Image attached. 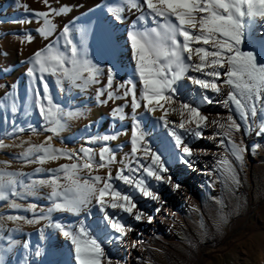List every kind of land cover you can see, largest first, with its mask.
<instances>
[{"label": "snow or ice", "instance_id": "6c2138e0", "mask_svg": "<svg viewBox=\"0 0 264 264\" xmlns=\"http://www.w3.org/2000/svg\"><path fill=\"white\" fill-rule=\"evenodd\" d=\"M41 2L44 10L30 9L27 3L15 0L18 7L33 13V18L18 23L35 21L38 24L35 31L42 38L49 40L55 36L54 41L31 54L27 60L30 66L26 69L32 92L29 106L38 109L45 122L43 131L51 135H46L40 143H33L29 138L8 145L0 139V149H23L14 158L22 161L24 166L37 165L32 173H26L22 168L10 170L12 160L0 161V201L8 202L11 209H21L25 205L18 203L16 198L36 197L40 189L48 188L50 204L43 209L36 203L28 204L26 210L33 213L31 218L0 216V240L7 239L10 249L14 243L11 233L19 232L21 224H42L41 238L45 237L46 228L57 230L70 243L75 264H120L112 260L105 245L126 237L133 228L123 216L110 215L108 209L127 213L136 221L151 223L153 217L137 207L133 194L138 192L143 197L160 201L161 197L149 185V179L174 189L181 187L169 175L163 154L149 143L147 116L154 117L167 130L174 147L179 149V159L189 166L193 157L207 154L194 149L190 138H205V129H216L207 139L219 138V145L226 148L216 167L226 181L240 183L236 162L243 164L249 148L242 137L236 138L242 129L237 120L243 121L246 130L255 128L256 135H264V0H122L120 4L105 6L115 21H124L126 10L130 15L139 13L129 22L126 32L134 62L129 78L117 82L113 65L106 69V83L95 89V99L101 105L123 101L112 108L110 115L113 118L123 121L127 118L125 108L131 109V152L120 160H117L116 150L107 143L116 140L120 133L90 138L89 143L104 142L98 160L91 147L82 145L79 149H70L53 145V139L60 137L68 121L80 119L86 113L82 108L68 109L54 100L48 77L54 78L60 93L72 89L85 92L101 83L105 69L88 56L87 29L77 27L71 21L58 28L56 18L70 13L72 7L60 4L59 0H56L58 6H53L51 0ZM150 22L152 26H148ZM17 39L25 44L33 42L35 37L26 31ZM185 81L190 82L191 88ZM9 96H12L11 105H7L6 99H0V108L10 107L11 112L16 113L19 109L15 96L4 93L5 98ZM204 103L219 104L228 113L205 114L201 110ZM157 111L161 112L159 116H156ZM170 115L178 116L179 122L169 119ZM12 123L14 125L15 121ZM24 130L14 128L13 135ZM28 130L34 135L40 132L31 124ZM61 158L71 163L44 167ZM141 160L149 162L145 165ZM133 161L137 165L135 168ZM116 163L121 167L113 175L112 166ZM105 168L108 169L105 175L98 174ZM85 171L86 175L82 176ZM40 173L49 175L33 178ZM117 180L130 186L132 193L118 187ZM94 206H99L105 227L110 231L98 233L85 224L84 219L64 223L53 216L58 213L87 217L92 215ZM4 221L14 225L8 229L7 237L3 231L6 228ZM132 246L136 247V242ZM23 247L28 249L29 244L25 242ZM41 254L39 248L34 252L37 257ZM0 264H4L2 254ZM24 264H29L27 259Z\"/></svg>", "mask_w": 264, "mask_h": 264}, {"label": "rangeland", "instance_id": "374dc122", "mask_svg": "<svg viewBox=\"0 0 264 264\" xmlns=\"http://www.w3.org/2000/svg\"><path fill=\"white\" fill-rule=\"evenodd\" d=\"M8 1L0 0V99H6L7 105H11L12 96L5 98L4 93H12L16 98V105L19 111L12 113L10 107L0 108V139L8 145L19 144L21 140H28L29 138H31L33 143H40L46 135H51V133L43 131L45 122L39 115L38 109H35L34 106H29L32 101V92H28L24 84L23 87H19V78L14 74L20 62L26 71L27 67L30 66L27 60L31 54L35 50L44 47L50 41H54L55 36L50 37L49 40L42 38L35 31L38 27L35 21L30 24L18 23L17 21L22 19L33 18V13L25 12L23 8L18 7L15 0H10V3ZM51 2L53 6H58L56 0H51ZM22 3H27L30 9L44 10L41 0H22ZM59 3L67 4L73 10L80 5L75 4V2L69 3L66 0H59ZM65 16L67 14L56 18L55 22L58 28L68 24L69 21L72 22L76 18L73 17L70 20L73 15H69L66 20H63ZM26 31L31 32L35 39L31 43L21 44L17 37L22 36ZM13 42H18L17 51L20 53L25 51V49L30 48L31 50L29 49L30 51L21 60L16 61L14 56V58L11 57L12 54L9 53L6 47L12 45ZM89 44L92 43L88 42L89 58L105 69L107 67L106 64L94 60L91 56L94 49ZM60 45H63L62 39ZM4 53H7V55H4ZM8 57L11 61L8 60ZM100 80V84L93 85L85 92H81L79 89H72L71 92L60 93L54 83V78L48 77L54 100L68 109L82 108L86 113L80 119L68 121V126L60 137L53 139L52 143L54 146L79 149L82 145H85L95 150L98 160L99 149L104 146V142L89 143L90 138L120 133L116 140L108 141V145L116 150V156L123 151H126L125 154L131 152L130 139L128 140L131 134V122L129 121H131L132 113L130 107L125 108L127 118L123 122L120 123L119 120L109 121L104 130H98L95 121L91 118V112L94 108L102 106L95 99V89L106 83V69ZM209 94L214 95L212 93ZM110 103L111 101L107 105L111 110L122 104L120 100L115 101L116 106ZM208 105L210 104L204 103L201 108L205 109ZM233 114L236 115L235 113ZM13 121H15L14 125ZM237 122L241 123L242 129L236 135V138L240 139L242 137L249 148L243 164L236 162L240 183L234 184L226 181L221 171L217 168L220 178H214L211 181L209 192L207 193L202 188L199 191L200 202H193L183 208L180 206L185 215L176 213L174 216L175 220L165 230L166 236L163 238V246H152L150 251L142 256V261L138 262V264H264V135H256L255 128L250 131L246 130L243 121L239 119ZM29 124L40 129L39 134L34 135L29 131ZM14 128H24L25 130L16 132L13 135ZM255 145H259V147L257 148ZM173 148H175L174 145ZM22 150V148L18 147L0 149V161L12 160L10 170L22 168L24 172L32 173V170L37 165L24 166L22 161L14 158V155ZM179 161L181 160L179 159ZM62 163H71V161L61 158L57 161L46 163L44 167L55 168ZM117 164L112 166L113 175H115ZM134 166L135 161L132 162V167ZM107 171V168L100 169L98 174L105 175ZM125 174L128 173L125 172ZM47 175L49 174H35L33 178H45ZM83 175H86V171L82 173ZM155 183V180L149 179V185L152 188ZM115 184L119 185V180L115 181ZM125 189L132 193L130 187ZM49 191L50 189L43 188L39 190V195L36 197L16 198L18 203L25 205L21 209H11L7 206L8 202L0 201V216L25 215L31 218L33 213L26 210V206L36 203L39 209L46 208L50 204L47 199ZM133 198L134 200H139L141 195L138 192L134 193ZM108 212L110 215L116 213L119 216H123L124 220L130 223L131 217L127 213H120L110 208ZM53 216L64 223H76L78 219H84L85 224L90 225L98 233L110 231L105 227L103 213L99 210V206H94L92 215L87 217L77 218L69 214L58 213H54ZM221 217L224 219H221ZM248 219L249 222L247 224L235 227V224L239 223L240 220ZM4 223L6 228L3 231L7 237L9 234L8 229L14 227V225L10 221H4ZM41 227L42 224H21L19 232L11 233L14 243L10 249L8 248L7 239L0 240V246H2L0 247V254L3 255L4 264H24L25 259H27L29 264H75L71 254L70 243L57 230L51 228L45 229V237L42 239L39 232ZM124 239L125 237L118 241L112 240L106 243L105 251L114 262L119 261L120 264H131L129 261L130 257L127 254H123L121 250V243ZM25 242L29 244L28 249L23 247ZM37 248L42 253L39 257L34 255Z\"/></svg>", "mask_w": 264, "mask_h": 264}, {"label": "bare ground", "instance_id": "6f19581e", "mask_svg": "<svg viewBox=\"0 0 264 264\" xmlns=\"http://www.w3.org/2000/svg\"><path fill=\"white\" fill-rule=\"evenodd\" d=\"M66 1L69 3L75 2L77 5L80 4L79 7L75 8L70 13H67V16H65L63 20H66L69 15H73L70 20L73 17L76 18L72 21V24L88 30V42L92 43L89 45L93 46L94 50L91 56L94 60L106 64L107 67L115 65L114 71L117 72V82L128 79L132 72L134 62L131 59V51L127 41L126 32L129 22L132 19H135L139 13L134 12L130 15L126 10L124 14L126 19L121 22L115 21L112 14L107 11L105 6L120 4L122 3V0ZM8 3H10V0ZM148 26H152L151 22ZM17 44L18 42H13L12 45L6 46L9 53L12 54L11 57L14 56L15 58H13L16 61L19 59L21 60V58L31 50L30 48V50L25 49V51H23L24 53L22 51L20 53L17 51ZM113 49H115L114 55ZM8 60H10L9 57ZM107 67L105 69H107ZM24 68L25 67L20 62L19 66L15 69L14 75L19 78V87H23L24 84L29 92L30 80L26 75ZM189 74L199 75L197 73ZM185 83L191 88L190 82L185 81ZM120 102L123 104L122 100H120ZM110 104L115 105V102L111 101ZM201 110L205 114H211L212 116H216L217 113L221 115H227L228 113L227 109L216 103L208 105L205 109L201 108ZM110 113L111 108L108 105H102L100 107L96 106L91 112V118L95 121L98 130H104L109 121L119 120L113 118ZM160 114L161 112L157 111L156 116H159ZM169 119L179 122V117L176 115H170ZM119 121L120 123L123 122L121 120ZM146 131L149 133L148 140L153 149L161 152L164 159L167 161L170 169L169 175L172 176L173 182L179 183L181 187L179 189H174L171 185L156 182L153 190L159 193L161 197L160 201H153L143 196H141V199L135 200L137 202V207L141 211L151 215L153 220L149 223L147 220L136 221L131 217L129 224H131L133 231L130 232L121 243V250L123 251V254H127V256L130 257L129 261L131 264H138V262L142 261V256L147 254L152 246H163V238L166 236L165 230L171 222L175 220L174 216L176 213L185 215L180 206L183 208L193 202H200L199 191L202 188L207 193L209 192L211 181L214 178H220V173L218 172L216 165L221 154L226 150L225 147L219 145V138L216 140L207 139V137L212 136L214 131H216L214 128H207L204 130L205 138H190L194 149L197 151L203 150L207 154H200L193 157L191 166H189L188 164L179 161L180 152L179 149L173 148L174 141L172 137L167 134V130L164 129L160 123L156 122L155 118L151 115L147 116ZM130 138L131 134L129 135L128 140ZM125 152L126 151H123L118 154L117 160L123 159ZM141 162L147 165L149 161L141 160ZM136 166L137 165L135 164L134 168ZM119 167H121V165L118 163L116 169ZM117 186L122 189L130 187L124 185L122 181H119V185ZM158 208L160 209L159 211H157ZM248 222L249 219L240 220L239 223L235 224V227L247 224ZM133 242H136V247L132 246Z\"/></svg>", "mask_w": 264, "mask_h": 264}]
</instances>
